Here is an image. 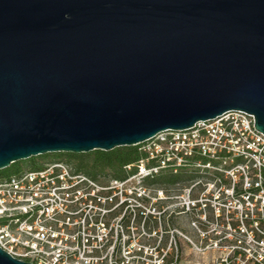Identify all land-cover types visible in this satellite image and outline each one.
I'll use <instances>...</instances> for the list:
<instances>
[{"label": "water", "instance_id": "water-1", "mask_svg": "<svg viewBox=\"0 0 264 264\" xmlns=\"http://www.w3.org/2000/svg\"><path fill=\"white\" fill-rule=\"evenodd\" d=\"M235 110L264 133V0H0V170Z\"/></svg>", "mask_w": 264, "mask_h": 264}, {"label": "built area", "instance_id": "built-area-1", "mask_svg": "<svg viewBox=\"0 0 264 264\" xmlns=\"http://www.w3.org/2000/svg\"><path fill=\"white\" fill-rule=\"evenodd\" d=\"M254 123L252 114L235 110L184 131L160 133L143 148L149 159L159 160L161 165L147 168L142 160L141 173L157 172L171 162L181 166L197 150L214 159L227 153L224 163L233 165L224 171L232 179L233 195L238 184L235 172L243 170V188L259 187L256 198L261 197L264 133ZM236 156L245 161L234 165ZM75 169L69 162L58 161L0 180L1 248L34 264H125L132 257L131 250L120 248L129 239L125 219H130L127 210H133L131 201L136 199L123 197L128 188L117 186L116 193L104 194L109 187L99 188L89 179L81 186L85 176L73 179ZM135 194L141 200L146 190L137 189ZM124 205L127 208L118 217L116 212ZM260 207L264 209V202ZM111 216L113 221L108 219Z\"/></svg>", "mask_w": 264, "mask_h": 264}, {"label": "rangeland", "instance_id": "rangeland-1", "mask_svg": "<svg viewBox=\"0 0 264 264\" xmlns=\"http://www.w3.org/2000/svg\"><path fill=\"white\" fill-rule=\"evenodd\" d=\"M141 172L126 181L104 180L102 184L128 188L136 199L131 201L133 210H127L129 239L120 248L132 251L125 264H264V239L258 241L256 233L241 222L246 206L253 208L257 202L262 206L264 192L244 202L233 195L232 187L210 179L215 176L213 170L200 171L203 177L192 184L167 187L145 185L142 177L146 173ZM241 173L235 172L237 183L242 182ZM137 189L146 190L141 200L136 198ZM126 208H119L116 215L120 217ZM113 217L108 219L113 221Z\"/></svg>", "mask_w": 264, "mask_h": 264}, {"label": "trees", "instance_id": "trees-1", "mask_svg": "<svg viewBox=\"0 0 264 264\" xmlns=\"http://www.w3.org/2000/svg\"><path fill=\"white\" fill-rule=\"evenodd\" d=\"M143 147L144 144H140L122 146L110 151L95 150L90 153L81 154L61 152L57 155L69 163L75 162L76 165L74 166L79 172L101 173L104 179L107 178L108 180L125 181L140 171V164L142 160L146 161L147 168L161 165L159 160L149 159V153ZM229 155L230 154L222 153L221 159H214L203 154L202 151L197 150L194 155L186 157L181 166H177L174 162H171L168 166L159 168L157 172L152 171L145 174L142 177V182L149 187H167L179 184H192L198 181L199 178L203 177L199 174L200 171L210 172L213 170L215 176L210 179L214 180L217 185L230 187L232 186V179L228 177L224 171L233 165L224 163L225 157ZM43 156L46 155H40L14 162L10 167L0 170V180L9 179L14 176L22 175L30 170L42 168V165L46 162V159L41 158ZM244 161L245 158L243 156H236L233 160L234 165L243 163ZM208 164H210V166H207ZM128 167L130 170H127ZM252 171L253 174L257 172L256 170ZM262 175L264 181V169L262 171ZM259 191L260 188L255 186L245 190L243 188V182H240L235 186L234 196L240 197L245 202V196H248L251 200H255ZM244 216V219L240 221L244 223L248 230L256 233L258 241L264 239V209H262L258 204H256L253 208L246 206ZM126 222L129 223L130 219H126L125 223ZM236 225L237 224H234V227H236ZM222 264L227 263L224 261Z\"/></svg>", "mask_w": 264, "mask_h": 264}, {"label": "flooded vegetation", "instance_id": "flooded-vegetation-1", "mask_svg": "<svg viewBox=\"0 0 264 264\" xmlns=\"http://www.w3.org/2000/svg\"><path fill=\"white\" fill-rule=\"evenodd\" d=\"M43 159H46V162H44V164L42 165V168L48 164V163H53V162H58V161H65L63 159H61L59 156H49V155H46V156H43L41 157ZM67 162V161H65ZM84 175L85 177H82L80 181H82L81 183V186H86L87 184V179L91 180L95 185L99 186V188L101 186H103L102 184L104 183L103 181L104 180H107L108 179H104V177L102 176L101 173H86V172H79L75 169V171H73V179H78L80 176ZM129 180V178L127 179ZM79 180H77L76 182H80ZM107 187H109V190L107 191H103L102 193L104 194H114L117 192V186L114 185V184H111V185H106ZM88 188H91V187H88ZM100 191V190H99ZM127 197H132L130 193H127Z\"/></svg>", "mask_w": 264, "mask_h": 264}]
</instances>
